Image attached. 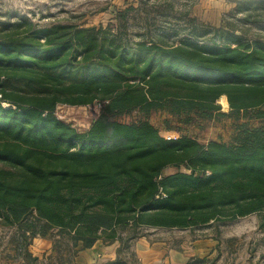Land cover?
<instances>
[{"label": "trees", "instance_id": "trees-1", "mask_svg": "<svg viewBox=\"0 0 264 264\" xmlns=\"http://www.w3.org/2000/svg\"><path fill=\"white\" fill-rule=\"evenodd\" d=\"M262 7L237 0L232 12L256 20ZM231 38L125 42L96 26L0 23V264H77L97 240L119 243L102 264H139L146 227L257 214L264 229V40ZM96 101L107 103L87 130L56 114ZM225 120L228 141L190 133ZM35 237L53 243L43 260Z\"/></svg>", "mask_w": 264, "mask_h": 264}, {"label": "rangeland", "instance_id": "rangeland-1", "mask_svg": "<svg viewBox=\"0 0 264 264\" xmlns=\"http://www.w3.org/2000/svg\"><path fill=\"white\" fill-rule=\"evenodd\" d=\"M130 7L137 11L130 10L126 19L118 16L119 12ZM233 9L228 3L224 6H200L198 0H0V23L27 19L38 27L67 23L96 26L119 34L125 42L145 39L173 44L183 37H193L213 40L219 44H233L236 42L235 37L231 38L234 33L246 40H264V7L258 11L261 18L249 21L243 18L242 13L233 14ZM225 24L229 27H225ZM220 105L222 111H229V106L222 99ZM98 109L94 104H60L56 113L63 121L79 130H87L92 120L97 117ZM151 117L154 123L160 125L163 115L154 112ZM133 118L134 116H128L121 119L130 121ZM190 133L197 134L202 142L217 138L228 141L231 136L230 122H211L202 131L191 128ZM164 135L176 137L179 133L165 131ZM175 170L176 167L169 166L165 173ZM259 223V216L251 214L231 220L214 221L190 228L189 231L146 227L144 232L155 234L153 237L160 239L171 238L175 245H186L195 239L210 240L215 243L214 249L222 264H264V229ZM8 234L7 230L0 229V250L7 245ZM52 245L49 239L35 237L29 250L43 260L51 253ZM12 264L20 262L15 261Z\"/></svg>", "mask_w": 264, "mask_h": 264}, {"label": "crops", "instance_id": "crops-1", "mask_svg": "<svg viewBox=\"0 0 264 264\" xmlns=\"http://www.w3.org/2000/svg\"><path fill=\"white\" fill-rule=\"evenodd\" d=\"M198 1L200 6H224L228 3L229 6L234 7L237 0ZM189 229L185 230L189 231ZM153 236L156 235L146 234L134 241L133 251L139 264H222L214 249L215 243L213 244L210 240L195 239L190 240L186 245L183 243L175 245L171 238L160 239ZM118 246V242L107 244L102 240H97L92 247L80 250L75 261L77 264H102L114 261L117 257Z\"/></svg>", "mask_w": 264, "mask_h": 264}, {"label": "built area", "instance_id": "built-area-1", "mask_svg": "<svg viewBox=\"0 0 264 264\" xmlns=\"http://www.w3.org/2000/svg\"><path fill=\"white\" fill-rule=\"evenodd\" d=\"M0 97H1V95H0ZM107 103V101H96V102H94L93 104H94V106L95 105H97L98 107H99V112H100V110L103 108V106L105 105ZM93 104H89V105H87V106H92ZM57 114V113H56ZM99 114V113H98ZM58 116V115H57ZM59 117V116H58ZM60 118V117H59ZM61 119V118H60ZM168 139H171V138H175V137H167ZM162 196H165V194H163L162 193Z\"/></svg>", "mask_w": 264, "mask_h": 264}]
</instances>
